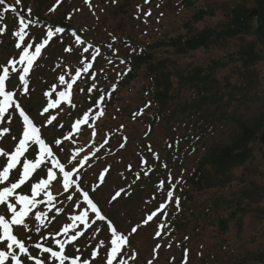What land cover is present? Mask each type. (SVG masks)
Returning <instances> with one entry per match:
<instances>
[{
    "label": "rangeland",
    "instance_id": "obj_1",
    "mask_svg": "<svg viewBox=\"0 0 264 264\" xmlns=\"http://www.w3.org/2000/svg\"><path fill=\"white\" fill-rule=\"evenodd\" d=\"M21 1L23 2L16 6L18 9L24 10L26 14H29L26 10L29 8L35 15L47 21L58 22L61 19H68L66 20L68 26L73 30L77 29V34L81 35L84 32L86 45L83 47L92 44L105 52L106 49H110L108 45H112L109 54L115 58L117 69H119L117 60L131 53L133 44L135 46L152 42L158 38L174 36L176 29L188 22L196 10L213 11L214 13L213 17L205 18L200 24H197V27L215 28L225 21V12L237 2V0H192L188 3L190 6L187 7L184 0H147V2L146 0H90L87 3H84L83 0H71V2L65 1L64 3H57V0ZM7 2L14 4L15 0H7ZM53 7L55 10L50 11ZM45 30L44 28L32 30L36 43H40L44 39ZM54 37L51 47L57 41L65 40L64 38L66 40L62 42V46L58 48V52L54 56H52L50 48L47 49L43 57L46 56L48 63H46L44 71L41 72L42 75H38V72L33 75L34 83H31V89L29 88L25 94V96L30 94L29 100L37 105L30 110L33 119L40 118V112L47 106L41 107L43 102L46 103L48 99V96L45 95L46 92L53 93L57 97L56 93L62 91L63 85L59 84V75L66 71H74L82 59L87 62L92 51L90 49L89 53L80 54L82 59L77 60L75 59L77 53L74 50L78 52L79 50L75 47L72 39L57 34ZM114 39L117 40L116 43L112 42ZM245 41L247 42L249 39H245ZM242 44V40L233 39V41L230 40L227 44L218 47L212 46L208 50L200 49L192 53L191 56L184 57L181 63L185 67L188 64L196 65L197 63L206 65L219 56L233 54ZM68 47L72 48L71 52L65 51ZM165 51L168 49L166 48ZM15 58L17 55L12 46L7 40H2L0 42V65H7L10 59ZM110 64L112 63H109L108 59L100 60L95 71L109 68ZM238 65L231 63L218 70L214 76L217 82L227 83L232 90L239 88L242 77L238 73ZM253 72L257 78L252 94L247 96L251 100L244 101L233 95L232 99L235 101L230 102L228 108V115L233 118L245 121L264 111V60L254 66ZM67 77L66 75V79ZM17 88L16 92L20 93L23 87ZM142 90L143 86L136 85L129 92L118 94L114 105L107 110L99 123L100 132L97 135L99 137L96 143L110 131L122 130L124 135L114 134V137L110 138L108 149L104 147L98 153L103 157L99 156L98 160L100 161L96 160L93 168H84V175L80 180V187L89 191V195L97 201L103 215L116 225L118 231L128 237L130 243L123 258L130 264H149V262L151 264H184L185 261L186 264H235L240 257L242 258L251 251H264V149L258 141L251 143L254 159L244 167L232 171L235 181L227 188L217 192L192 195L191 202L186 204V207L180 211V216L177 217L186 222L184 233L165 234V231H170L169 226L173 222L172 215L174 216L178 212L177 210L175 213V208L172 207L176 198H181L177 178L190 172L195 161L203 152V145L202 141L189 139L191 135L186 131L184 121L181 123L182 120H185L184 116H181L182 120L179 119V124L173 121L169 115L166 116V123L152 120V109L149 106L145 107L148 97L143 95ZM190 95L189 91H183L182 100L189 99ZM24 98H21L22 104L27 100ZM141 109H143V113L134 118L133 114L140 112ZM52 116L59 118V127L66 126L63 119L65 117L64 110L53 114L48 113L42 118V121ZM173 132L179 137L176 138ZM234 134H236L235 124L233 121H229L223 126L219 124L215 133L204 143L207 147L216 143H229ZM53 135L55 136L53 142L56 145L55 141L61 137V134L55 132ZM171 139L173 141L171 147L179 146V151L176 154L177 159L169 156L165 149L167 142H170ZM93 142L88 138L81 139L83 154L78 158L93 152L92 147L95 145ZM121 144L124 146L121 147ZM67 148L73 156L76 152L75 144L70 143ZM167 156H169V167L166 162ZM142 158L143 161H146L145 164L151 168L148 175H144L141 170ZM71 159L72 157L65 158L64 163L70 164ZM129 165H131L133 174H140L138 180L135 179V174L133 177L127 171ZM71 169L72 167L69 168V170ZM104 169H108V171L105 173L104 181L100 182L99 174ZM169 175L172 178V183L177 186L174 189L172 201L167 204L164 210L167 212V227L159 237H156L155 233L160 230L158 225L163 219V214L155 216L147 225H142L141 222L146 218V214L156 210L165 201L166 190L170 187L168 184ZM73 178L77 179V176H73ZM161 180L165 181L164 190L158 188ZM250 186L256 187V194L250 201L243 203L247 213L240 218V229L238 230L235 225H229L228 231L222 233L218 230L215 220L221 217L225 218L229 213L220 209L214 212L210 211L208 194L219 197V193H221L229 199L233 196L235 200L234 196L238 195L239 191H247ZM122 188L128 194L122 193L120 197L112 200L115 192ZM50 189L60 196L63 194V187L60 183L56 187L52 185ZM93 189L95 190L93 191ZM73 193L72 212L84 209L82 197L79 200L81 207L75 206L79 193ZM38 211H46V209L41 206ZM89 217H92V214H89ZM67 220L58 221L49 218L46 228L42 229L40 235L42 238L44 235H51L72 223L71 219ZM137 225L141 226L138 227L136 233H132V228ZM17 231V233L23 232ZM108 236L107 233L100 235L97 233L95 239H92L90 243L83 241L74 247L71 254L74 257L82 256L81 259H88L91 264H104L102 263L103 255L110 250ZM100 241H104L105 246L97 248L96 245ZM169 244H171L170 247ZM156 245H160V247L157 249ZM94 250L98 254L95 259H92L91 253ZM182 252L184 253L182 254ZM133 253L135 260L131 258Z\"/></svg>",
    "mask_w": 264,
    "mask_h": 264
},
{
    "label": "trees",
    "instance_id": "obj_2",
    "mask_svg": "<svg viewBox=\"0 0 264 264\" xmlns=\"http://www.w3.org/2000/svg\"><path fill=\"white\" fill-rule=\"evenodd\" d=\"M190 1L192 0H184L187 7L190 6L188 4ZM225 13V21L217 27L200 28L197 24L207 17H213L214 13L196 10L188 22L176 29L174 36L135 45L134 52L123 57L124 63H122L119 78L117 74H112L109 78L102 76L101 79L105 84L97 87L90 94H87V89L91 83L87 80L86 86L82 87L83 92L79 90L83 101L90 102L88 104L90 107H95V101L102 92H111L110 98L107 96L105 98V112L114 105L118 94L129 92L136 85H141L142 93L148 97V102L151 103L150 108L154 112L152 120L166 123V116L169 115L179 124V119L182 120L181 116H184L185 120L181 123L184 121L186 131L190 133L191 138L202 141V154L195 161L190 172L178 178L181 180L180 196L182 198L179 208L181 210L171 217L173 222L169 229L173 233H184L186 222L177 217L180 216V211L186 207V204L191 202L192 195L217 192L227 188L235 181L232 171L244 167L254 159L251 143L258 141L264 149V111L245 121L228 115L230 102L235 101L232 99L233 95L244 101L251 100L247 96L252 94L257 78L253 69L258 62L264 60V0H237L235 5ZM60 25L65 26L62 22ZM233 39H240L243 43L233 54L219 56L206 65L197 63L196 65L188 64L185 67L181 63L184 57L191 56L200 49L208 50L212 46L218 47ZM245 39L249 41L246 42ZM166 48L168 51H165ZM57 49L56 46L53 53ZM162 49H164L163 53H161ZM46 61L47 58L42 61L44 65ZM231 63L239 64L238 73L242 77L239 88L233 90L227 83L217 82L214 77L218 70ZM42 67L39 65L38 72H41ZM102 74L104 73L100 75ZM98 77L99 75L96 76V80ZM222 84L223 87H221ZM113 85H116L115 91H112ZM185 90L191 95L189 99L182 100ZM25 104L29 109L35 106L32 100H28ZM65 120H68L67 116ZM229 121H233L236 127V134L231 136L230 142L216 143L207 147L204 141L210 139L219 124L223 126ZM56 127H58V121H54L51 129L54 130ZM56 132L63 134L66 128L60 127ZM174 132V136L178 138L179 136ZM46 135L45 133L44 136ZM171 142L173 143L172 139ZM97 147L99 148L100 145ZM175 148L177 147H174V150ZM32 157H35V151ZM219 194V197L209 194L207 196L210 211L220 209L229 213L225 218L215 220L218 230L226 233L229 225H235L239 230L240 218L247 213L243 203L254 197L256 187L250 186L247 191H239L238 195L234 196L235 200L233 196L229 199ZM57 199L58 197L55 196V206L60 204ZM102 232L104 227L100 230V233ZM247 263L264 264V251H251L235 262V264Z\"/></svg>",
    "mask_w": 264,
    "mask_h": 264
},
{
    "label": "snow or ice",
    "instance_id": "obj_3",
    "mask_svg": "<svg viewBox=\"0 0 264 264\" xmlns=\"http://www.w3.org/2000/svg\"><path fill=\"white\" fill-rule=\"evenodd\" d=\"M87 2H89V0H86V3ZM15 3L16 5H20L21 0H15ZM57 3H59V0H57ZM0 6H2L3 12L5 13H7L9 10L13 13H17V8L13 5L8 4L6 0H0ZM54 10L55 7L50 9V11ZM148 14L150 15V13ZM17 15L19 16V28L13 33V35L18 39V42L15 43V48L20 49V52L18 53V60L10 59L8 61V64L11 66V69L8 66L0 65V69H2V74H0V123H3V118L5 117V114L9 112V109H13V111L19 109V116L23 118V135L22 138H20L18 141V146L15 147L14 152H12L11 154H9L3 149H0V157L6 158V166L0 168V186H2L0 187V206L5 207L7 213L10 214V218H6L5 215L0 214V230H2V234H0V242L7 241L6 250H0V264H5V262L8 261L9 258L11 264H23L22 258L24 257H26L29 261H34V264H45L44 259L34 258L30 255L29 246H26L24 241L18 239L17 235L13 234V226H22L27 231L33 232L34 234H39L42 227H46L44 222L45 217L48 215V211H51L55 207V196L53 195V193L48 191L51 183L57 179V175L53 171L54 169H58L59 173L62 174L63 191L69 193L66 199L68 201L73 200V194L72 192H70V189L74 188L75 192L79 193V196L77 197L78 202L75 206L77 208L81 207L79 200L80 197H82L83 204L87 205V209L80 212L78 215L70 216L72 223L64 226L63 229L66 238L55 240V244L59 246V250H53V247L49 246L42 247L41 243L39 242H36L34 245L30 246H34L36 249H38L40 256H43L44 254H50L48 255V264H53V261L58 262V264H66V261H69L70 259L64 254L66 244L72 241H76L77 238L82 235L81 231H76L73 235L70 236L67 235L70 229L76 227V222L83 223L85 229L90 227V224L87 222L90 218L88 209H90L91 213L94 214L95 217L91 220L92 224H95L97 221H106L107 218L102 214V210L97 206V204L94 203V201L90 198L89 191L83 190L80 187V184L78 183L80 175L79 168L83 167L85 161L89 159L87 154L84 155L83 159H78L79 153L83 151V148H79L76 150L75 154L72 156V159L69 161L70 164H72L73 161H75V163L73 164L71 170H66L65 165L60 163L59 160L54 157L52 149L45 142V140L41 138L40 128L37 127L34 124L33 120H31L29 116L25 114V111L21 108V105L17 103L16 100H14V92L5 90V81L9 79L11 70V73L18 74V79L23 84V92L21 94L27 93L29 87V80L26 79V77L29 76L30 69L33 68L34 61H36L37 58L41 56V50L45 48V45H47L56 34L65 32V28L63 27L57 26L53 28L50 26L46 30V38L43 39L42 43H35V45L32 42L26 43V37L29 35L28 31L26 30L29 28V24H34L35 21H26L23 15H19V13H17ZM71 35L75 36V42L78 46L85 44V41H83L81 37L78 36L74 31L71 33ZM108 47L111 48V45H109ZM33 48L34 51H30V49ZM90 49H92L90 53L91 61L94 62L96 61L97 56L100 54L101 50L99 47H94L92 44H88L86 47L82 48V55L84 53H89ZM65 51L71 52L72 48L68 47L65 49ZM113 55H115V53H113ZM107 59L109 63H112L111 58ZM120 63H124V61L121 60ZM17 65L20 66L19 69L17 68ZM92 68V62H86V60L82 59L80 61V64L75 67L74 74L71 71H66L64 74L59 75V84L64 85L65 88L64 90L58 91L56 93V96L58 97L57 99H50L48 101L47 106L42 109L41 114L48 112L49 109L57 107L61 104L62 101H68L69 103H71V91L73 89L74 84H76L77 80L82 77V73L85 75H90L91 79L95 81V71L90 73V69ZM124 74L126 75V72ZM66 75L69 77V79H66ZM117 76L119 78L120 73H117ZM94 88H96L95 83H93L88 88V91L91 93ZM115 88L116 85H113L112 91H115ZM80 91L83 92V89H80ZM45 95L50 96L51 93L46 92ZM106 96L110 98L111 92H102L96 99L95 107L98 108L99 111L96 112L95 115L91 116V119L93 121L104 115V102ZM72 107L74 108L75 105L73 104ZM145 107H148V105H145ZM91 111L92 110L90 109L88 112H85L83 119H77L75 121L72 126L73 131L79 130L82 124L87 123ZM142 113L143 109H141L138 113H134L133 116L135 118L136 115H140ZM54 119H56V117L52 116L47 121V123L50 124ZM10 121L11 117H9V122ZM61 127H63V125H61ZM88 127L91 128L92 124H88ZM4 131L7 132L8 130L4 129ZM92 135L93 137L96 135L95 130H93ZM65 139H69V136H65ZM30 143L32 145H39V155L34 159L25 158L22 163V173L19 174L18 179L15 182H11L10 173L13 170H16L17 166L21 164V157L25 156V153L28 151ZM55 143L56 145H59L61 143L60 139H57ZM104 143H107V140H105ZM120 146L123 147L124 145L121 144ZM101 147H103V144H101ZM98 150L99 149H97V151ZM93 155H95V153H93ZM49 158L51 159V167L47 168V178L40 179L39 182L32 183L30 187V195L18 194L17 190L21 189V187L25 185V183L36 172V170L40 169L42 165H45L46 161ZM142 162L146 163V161H143V158ZM129 170H131V165H129ZM107 171L108 169H104L99 174L100 182L104 181L105 173ZM74 173L76 174L77 179L73 178ZM144 175H148V172L145 171ZM139 178L140 174L136 173V179L138 180ZM5 182L8 183L6 184ZM168 184L170 185V187L166 190L165 201L162 202L156 210L152 211L149 214H146V218L143 219L141 222L142 225H147L150 221L153 220L155 216L162 213L163 219L158 225V228L160 230L155 233L156 237H159L164 228L167 227V212L164 210L166 209L167 204L172 201L174 196V189L176 187V185L172 183V178L170 175L168 179ZM158 188L164 190L165 181L161 180L159 182ZM94 190L95 189H93V191ZM42 193L46 197V200H37V197L41 196ZM122 193H124L125 195L128 194L126 190L122 188L115 192L112 197V200H115L120 197ZM153 199H155V197H153ZM40 203H47V205L49 206L48 211H36L32 216H30V210L35 209ZM175 203L178 207L179 198H176ZM62 211V208H55L56 214H59ZM29 220H31L32 223H29ZM107 223L108 228L111 230V248L110 251L106 252V264H113V262L117 259L118 254L121 253L122 246H125L127 244L128 237L126 235L120 234L117 229L112 225L111 221H108ZM140 226L141 225L134 226L131 232L136 233L138 227ZM99 231V228L93 231V233L91 234L92 239H95ZM26 239L30 240V237H26ZM103 246L104 241H100L96 245L97 248H101ZM170 246L171 244H169V247ZM159 247L160 245H156L157 249ZM77 252H79V249H77ZM97 254V251L94 250L91 253L92 259H95L97 257ZM131 258L135 260L134 253ZM70 264H81L80 256L77 255L75 258L71 259ZM82 264H90V261L88 259H84L82 261ZM119 264H126V261L121 259L119 261ZM149 264H151V262H149ZM184 264H186V261L184 262Z\"/></svg>",
    "mask_w": 264,
    "mask_h": 264
},
{
    "label": "water",
    "instance_id": "obj_4",
    "mask_svg": "<svg viewBox=\"0 0 264 264\" xmlns=\"http://www.w3.org/2000/svg\"><path fill=\"white\" fill-rule=\"evenodd\" d=\"M264 128V127H263ZM263 144H264V134H263Z\"/></svg>",
    "mask_w": 264,
    "mask_h": 264
}]
</instances>
